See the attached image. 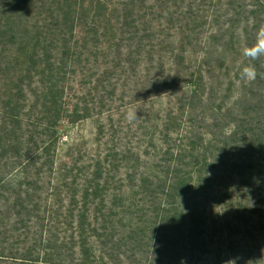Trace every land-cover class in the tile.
<instances>
[{
    "label": "trees",
    "instance_id": "1",
    "mask_svg": "<svg viewBox=\"0 0 264 264\" xmlns=\"http://www.w3.org/2000/svg\"><path fill=\"white\" fill-rule=\"evenodd\" d=\"M198 2L11 0L2 5L0 264L251 261L241 249L254 237L261 242L263 217H242L239 204L222 202L229 192L224 187L219 193L215 183L224 172L207 153L211 139L192 135L203 153L189 154L184 166L172 164L186 151L173 145L177 158L166 169L144 171L138 186L110 179L126 147L107 150L92 165H67L58 184L51 177L64 113L88 117L147 102L160 94L155 86L179 87L183 48L197 35L192 24L200 16L191 11ZM229 5L222 2L223 16ZM226 114L235 123V115ZM258 117L241 118L229 129L231 146L243 149L248 140L254 148L264 136ZM170 129L167 120L161 132L168 136ZM165 145L169 151L170 143Z\"/></svg>",
    "mask_w": 264,
    "mask_h": 264
},
{
    "label": "rangeland",
    "instance_id": "2",
    "mask_svg": "<svg viewBox=\"0 0 264 264\" xmlns=\"http://www.w3.org/2000/svg\"><path fill=\"white\" fill-rule=\"evenodd\" d=\"M10 1L0 0V9ZM215 1L201 0L191 11L200 18L192 24L197 35L183 48L185 75L178 88L166 91L155 86L160 94L147 102L116 106L88 117H80L79 112L76 116L64 113L57 128L51 177L58 184L67 165H92L103 160L107 150L115 148L117 152L126 147V157L115 161L110 179L115 185L138 186L145 180L144 171L166 169L171 159L177 158L173 145L186 151L181 164L176 160L171 163L184 166L182 160L189 154L203 153L201 145L195 148L191 137L211 139L207 153L217 157L212 163L224 172L215 183L219 193L224 187L225 194L229 192L222 202L239 204L242 217H263L261 242L254 237L241 249L242 255L251 258L243 264H264V136L254 141L252 149L248 140L243 149L226 140L229 129L242 123L241 118L246 122L259 116L264 127V56L252 60L243 54L264 27V0H228L224 16L220 7L226 0H219V6ZM246 66L255 69L253 79L243 77ZM130 111L136 114L135 119H128ZM226 111L235 115V123ZM167 120L171 127L168 136L161 132ZM162 141L170 143L169 151L165 144H159ZM150 181L155 185L153 177Z\"/></svg>",
    "mask_w": 264,
    "mask_h": 264
},
{
    "label": "clouds",
    "instance_id": "3",
    "mask_svg": "<svg viewBox=\"0 0 264 264\" xmlns=\"http://www.w3.org/2000/svg\"><path fill=\"white\" fill-rule=\"evenodd\" d=\"M243 54L255 60L260 56H264V27H261L256 36V42L251 47H246L243 50ZM242 75L244 78L253 79L255 77V69L251 66H246L243 68ZM136 114L133 112L128 113V119H135Z\"/></svg>",
    "mask_w": 264,
    "mask_h": 264
}]
</instances>
